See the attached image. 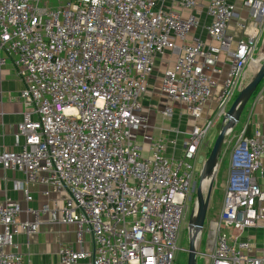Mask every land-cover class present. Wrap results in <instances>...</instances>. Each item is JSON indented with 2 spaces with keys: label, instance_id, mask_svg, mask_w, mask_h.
<instances>
[{
  "label": "built area",
  "instance_id": "1",
  "mask_svg": "<svg viewBox=\"0 0 264 264\" xmlns=\"http://www.w3.org/2000/svg\"><path fill=\"white\" fill-rule=\"evenodd\" d=\"M164 0H0V49L21 75L25 107L14 143L0 144V166L17 169L28 182L67 198L53 217L77 227V245L59 249L62 264H173L181 224L194 191V160L208 131L225 116L247 63L255 58V23L264 17V0H242L253 19L251 29L234 39L227 34L235 15L228 0H208L206 43L193 30L199 17L163 8ZM190 10L199 0H177ZM179 41V43H177ZM179 49L161 78V91L182 103L193 118L182 156L171 160L163 138L138 133L146 126L142 97L156 58ZM230 69L218 95L214 117L204 106L222 72ZM5 58L1 57L3 63ZM166 117L172 106L162 109ZM232 131L230 129L228 133ZM227 133V134H228ZM171 143H175L171 141ZM24 199L32 195L23 187ZM45 194L48 190L44 191ZM44 205L42 211L48 210ZM22 205L9 197L0 203V264H24L14 247L19 232L39 229L20 220ZM264 226V136L242 133L230 154L221 210L211 223L210 264H264V248L251 252L240 240L246 228ZM232 231V232H230ZM89 235L92 249L82 247Z\"/></svg>",
  "mask_w": 264,
  "mask_h": 264
},
{
  "label": "crops",
  "instance_id": "2",
  "mask_svg": "<svg viewBox=\"0 0 264 264\" xmlns=\"http://www.w3.org/2000/svg\"><path fill=\"white\" fill-rule=\"evenodd\" d=\"M207 1L208 0H199L198 7L190 10L180 6L177 0H164L163 8L165 10L175 11L182 17H187L191 12L196 13L199 17V25L193 30V34L198 35L206 43L216 44V41L208 35L206 30V25L211 22L206 12ZM228 1L235 5L236 12L229 22L227 34L231 35L234 39H238L244 36V26L246 30L251 29L253 19L250 16V11L243 5L242 0ZM255 26L259 34L255 49L256 56L264 46V17L261 18L260 26H258L257 22ZM177 43H179V41H177ZM179 52L178 48L167 50L156 58L153 73L149 76L147 81V90L142 97V110L146 115V126L138 133V140L143 145L144 154H148L149 151V143L144 139V135L148 134L153 138L161 137L164 139L166 142L164 154L171 160L182 156L188 132L194 123L193 118L182 103L169 100L161 91V78L163 72L174 64ZM1 57L5 58V61L3 63L0 62V144L5 149L18 150L19 147L14 143V134L17 131L18 123L23 118V112L25 110L20 97L21 90L25 87V83L13 64L12 57H7L5 52L0 49V58ZM252 62L247 63L245 66L243 78L240 79L238 85L235 87L233 95L235 92L240 91L251 79L253 76V68L254 70L258 68ZM218 64L222 68V72L215 75L218 84L214 88L213 97L204 106L203 113L205 117L216 116L219 102L218 95L221 90L222 82L230 69L225 54L219 56ZM250 99V102L248 103L247 101L244 106V108L246 107L245 122L240 134L230 139L224 146V150H227L229 155L231 154L236 140L242 133L248 137L254 136L257 133L264 136V78L260 82L258 91L253 94ZM166 105L172 106V113L168 117L164 116L161 112ZM227 107L228 104L226 110ZM233 130L234 127L232 128V131ZM171 141L175 143L173 144ZM211 146L210 144L204 145L205 151L200 156L203 164ZM229 173L230 157L225 167L221 170L220 167L218 168L217 178L219 184L223 185V189L225 188ZM23 187L29 189L32 195L30 201L24 199ZM45 190H48L47 194L44 193ZM67 196V193L64 191H52L45 185L36 182H28L25 174L20 170L5 169L0 166V203L4 202L7 197L18 201L23 208L18 216L20 220L34 219L33 214L27 213L25 210L26 207L38 211V219L40 221L39 229L35 233L28 234L22 231L15 234L13 239L14 247L7 248L8 250L19 251L23 257L24 264H62L59 249L66 245L78 248L76 243V225L64 223L53 217L51 213V210L54 208H60ZM44 205H47L49 209L42 211ZM240 240H248L251 245V252L253 254H259L264 248V226L262 223L257 227L244 229L240 236ZM82 247L87 250L92 249L93 244L89 235L84 236ZM77 264L91 263L89 259H82Z\"/></svg>",
  "mask_w": 264,
  "mask_h": 264
},
{
  "label": "rangeland",
  "instance_id": "3",
  "mask_svg": "<svg viewBox=\"0 0 264 264\" xmlns=\"http://www.w3.org/2000/svg\"><path fill=\"white\" fill-rule=\"evenodd\" d=\"M264 59V46L261 48L260 52L255 56V58L253 59V64H255L256 67H258L261 62ZM257 69L252 71V75L254 74V72ZM250 75V76H252ZM239 93V91L235 92V94L232 96V98L230 99L229 103H228V107L227 110L229 109L230 105L232 104V102L234 101L235 97L237 96V94ZM251 99L248 100V103L250 102ZM245 110L246 107L244 108L239 121L234 125V130L230 131L223 142L222 145V150L219 156V161H218V165L215 171V174L213 175V188H212V193H211V198H210V202H209V206H208V210L206 213V218L203 224V228L201 230V232L199 233V237L197 238L196 241V248H197V253H196V264H210L209 261V257L206 256L205 254L207 252H209L213 246L212 243V232H211V223L217 219L220 210H221V205H222V200L224 197V189H223V185L219 184L218 178H217V173H218V168L220 167V170L225 167L228 164L229 161V152L225 149V145L226 143L232 139L237 137L240 134V131L244 125V120H245ZM223 118H221L216 125H214L209 131L208 134L206 136V138L204 139V142L200 145L198 152H197V158H195L194 160V166H195V178H196V182L194 185V191L192 193V199L188 204V208H187V212L185 214V218L182 221L181 224V230H180V236L177 242V246L179 247V249L175 252L174 255V261L173 264H187V257H188V247H189V217L192 211H196L197 208V199H196V188L199 184V176H200V172L203 166V161H201L200 156L202 155V153L205 151V147L204 145L206 144H210V146L214 143V140L219 132V129L221 127ZM227 139V141H226ZM204 147V148H203ZM208 150V149H206ZM206 159H204L205 161ZM211 178V179H212ZM208 188V185L206 186L205 189H203V192L206 193Z\"/></svg>",
  "mask_w": 264,
  "mask_h": 264
},
{
  "label": "water",
  "instance_id": "4",
  "mask_svg": "<svg viewBox=\"0 0 264 264\" xmlns=\"http://www.w3.org/2000/svg\"><path fill=\"white\" fill-rule=\"evenodd\" d=\"M263 78L264 59L258 66L251 79L239 91L234 101L230 105L229 109L226 111L219 132L203 164L199 176V184L196 188L197 208L195 212H191L189 217V247L187 264H196V241L199 237V233L203 228L213 188V178L208 184L206 193L203 192L201 182L205 177H207L211 173L214 172L215 174L224 139L228 131L232 129L234 125L239 121L241 112L245 104L253 95Z\"/></svg>",
  "mask_w": 264,
  "mask_h": 264
},
{
  "label": "bare ground",
  "instance_id": "5",
  "mask_svg": "<svg viewBox=\"0 0 264 264\" xmlns=\"http://www.w3.org/2000/svg\"><path fill=\"white\" fill-rule=\"evenodd\" d=\"M213 175H214V172L211 173L210 175H208L207 177H205V178L202 180L201 185H202V188H203V189H205L206 186L209 184V182H210L211 178L213 177Z\"/></svg>",
  "mask_w": 264,
  "mask_h": 264
},
{
  "label": "trees",
  "instance_id": "6",
  "mask_svg": "<svg viewBox=\"0 0 264 264\" xmlns=\"http://www.w3.org/2000/svg\"><path fill=\"white\" fill-rule=\"evenodd\" d=\"M259 87H260V84L258 85L257 89L255 90V92H254L253 94H255V93L258 91ZM212 145H213V144H212ZM211 147H212V146H211ZM211 147H210V149H211ZM209 152H210V150H209ZM208 154H209V153H208Z\"/></svg>",
  "mask_w": 264,
  "mask_h": 264
}]
</instances>
